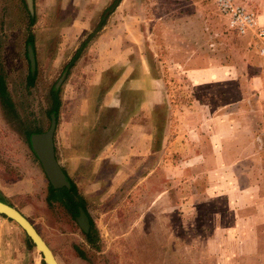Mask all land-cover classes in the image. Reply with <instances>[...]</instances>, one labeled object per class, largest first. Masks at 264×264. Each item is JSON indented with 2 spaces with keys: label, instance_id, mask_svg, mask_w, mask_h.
<instances>
[{
  "label": "rangeland",
  "instance_id": "rangeland-1",
  "mask_svg": "<svg viewBox=\"0 0 264 264\" xmlns=\"http://www.w3.org/2000/svg\"><path fill=\"white\" fill-rule=\"evenodd\" d=\"M233 1L264 23V0ZM110 2L32 0L27 27L22 0H0V73L16 112L0 108V200L57 264H264L262 60L251 37L226 31L213 0H121L65 71ZM131 79L143 87L129 91ZM52 87L54 157L85 200L97 251L60 206H46L47 180L23 134L49 127ZM4 224L19 243L21 230Z\"/></svg>",
  "mask_w": 264,
  "mask_h": 264
},
{
  "label": "trees",
  "instance_id": "trees-1",
  "mask_svg": "<svg viewBox=\"0 0 264 264\" xmlns=\"http://www.w3.org/2000/svg\"><path fill=\"white\" fill-rule=\"evenodd\" d=\"M22 2L24 3L23 0H22ZM120 2H121V0H111L110 4L101 12V14L99 16V20H98L96 26L94 27L93 31L86 37V39L84 41H82L79 44V46L77 47V49L74 51L73 55L71 56L70 60L64 66V70L65 71H66L67 68H70L73 65L74 61L80 55L82 49L85 47L88 39L92 35L97 33L104 26L107 16L119 5ZM24 5H25V3H24ZM27 20H28L27 27L32 26L33 23H34L33 3H32V13L29 14L27 12ZM25 44L27 46L28 45L32 46V34L31 33H29L27 35V37L25 39ZM34 77H35V74L33 72L31 73L29 71L27 76H26V85H25L26 88H29L32 85ZM57 95H58V90L55 89L54 87H52L50 89V91H49L50 106H49V109L46 111V114L48 115V119L49 120H50V116H53L54 120H56L57 110H58L59 103H60ZM0 108L3 110V112L5 114L7 113L10 116L11 115L12 116L16 115L14 105H13V103L10 100V96H9L7 90H6L4 79H3V76L1 75V73H0ZM39 132L40 131L37 128L30 127V126L26 127L23 130V134H24V136L27 139L28 145H29V137H30V135L38 134ZM29 148H30V145H29ZM31 153L35 157V155L32 152V150H31ZM35 159L37 160L36 157H35ZM62 172L64 173L63 170H62ZM66 181L68 182L69 187L68 188L62 187L60 189H53L50 186V184L47 182L44 202H45L47 207H52L54 204H57L58 206H60L64 210V212L68 215V217L70 219H72L74 222H75L76 218L78 217L79 210H81L84 213V215H85V217L87 219V223H88L87 232L86 233H82L83 239H84L86 245L89 248L93 249L94 251H97L99 249L98 233H97V230H96L94 224L92 223L90 217L88 216V214L86 212L85 200L77 192V189H76V186L74 185V183H72L67 178H66ZM0 201L2 203H4V204L9 205L8 203H5L2 200H0ZM9 206H11V205H9ZM0 216L2 218L6 219L2 215H0ZM6 220H8V219H6ZM8 221L11 222L10 220H8ZM28 222L31 224L30 221H28ZM22 234H23V237H24V243H25L26 248L27 249L33 248V245L30 243L29 239L24 235L23 232H22ZM72 249H73L75 255L78 258L84 260V253H83V251L80 248H78L77 246L74 245L72 247ZM39 264H43L42 260L40 261Z\"/></svg>",
  "mask_w": 264,
  "mask_h": 264
},
{
  "label": "water",
  "instance_id": "water-1",
  "mask_svg": "<svg viewBox=\"0 0 264 264\" xmlns=\"http://www.w3.org/2000/svg\"><path fill=\"white\" fill-rule=\"evenodd\" d=\"M26 9L29 14L32 13V1L24 0ZM27 56L29 59V68L31 73L34 71V60L31 50L27 51ZM59 79L58 82H60ZM55 120L53 116H50V124L45 132L32 134L29 137L30 149L37 158L40 167L46 177L47 182L53 189H60L62 187L68 188L69 184L65 180L64 174L61 171L60 166L55 160L52 135L54 131ZM0 215L4 216L6 219L14 223L29 239L33 248L40 255L43 264H57L52 252L42 240V238L35 231L33 226L28 222V220L15 208L4 204L0 201ZM76 223L82 232L87 231V219L82 211H79L78 217L76 218Z\"/></svg>",
  "mask_w": 264,
  "mask_h": 264
},
{
  "label": "built area",
  "instance_id": "built-area-1",
  "mask_svg": "<svg viewBox=\"0 0 264 264\" xmlns=\"http://www.w3.org/2000/svg\"><path fill=\"white\" fill-rule=\"evenodd\" d=\"M215 12L222 19L226 31L238 36L249 35L257 57L262 60L260 68L261 82L256 97L264 108V23L248 9L233 0H213Z\"/></svg>",
  "mask_w": 264,
  "mask_h": 264
},
{
  "label": "crops",
  "instance_id": "crops-1",
  "mask_svg": "<svg viewBox=\"0 0 264 264\" xmlns=\"http://www.w3.org/2000/svg\"><path fill=\"white\" fill-rule=\"evenodd\" d=\"M110 68H112V67H110ZM187 73H188V75H189V77H190L191 80H196L198 78V75H199L198 72L196 70H194V69H190ZM118 74H119L118 75V77H119L120 75H122V72L120 71ZM129 75L130 74L128 73V76ZM128 76H127V78H128ZM115 83H116V80L104 92V94L108 93L109 92V89L110 88H113ZM127 83H128V85H131L128 88H126V89H129V91H130V89L140 90V88L143 87V84H141V80L140 79L127 80ZM132 91H134V90H132ZM143 104H146V102L143 103ZM150 105H152V103H150ZM4 223H7V224L8 223H11L13 226H15L19 230V228L15 224H13L12 222H9L8 220H6V219H4V218H2L0 216V225H4L5 226ZM34 229L38 233V231H37V229L35 227H34ZM6 235H8L7 232H5V233L0 232V264H28V262L26 260V257L29 256L28 251H30L31 249H27L26 248L25 243H24V237H23V235L21 236V240H20L21 243L19 242V243L15 244V242H14V246H12V239L11 240H7L6 239V237H7ZM38 235L41 237V235L39 233H38ZM48 248L50 249V251L53 254V250L49 246H48ZM40 261H41V257L39 255L37 262L36 263H33V264H39Z\"/></svg>",
  "mask_w": 264,
  "mask_h": 264
},
{
  "label": "flooded vegetation",
  "instance_id": "flooded-vegetation-1",
  "mask_svg": "<svg viewBox=\"0 0 264 264\" xmlns=\"http://www.w3.org/2000/svg\"><path fill=\"white\" fill-rule=\"evenodd\" d=\"M53 151H54V149H53ZM62 171V170H61ZM64 174V173H63ZM66 174H64V177H66L67 178V176H65ZM66 178H65V180H66ZM68 179V178H67ZM79 211H81V210H79ZM79 214V213H78ZM84 214V213H83ZM75 222H76V220H75ZM88 224V223H87ZM32 225V224H31ZM34 228V227H33ZM88 228V227H87ZM82 232V231H81ZM87 232V231H86ZM86 232H82V233H86ZM43 240V239H42ZM46 244V243H45Z\"/></svg>",
  "mask_w": 264,
  "mask_h": 264
}]
</instances>
